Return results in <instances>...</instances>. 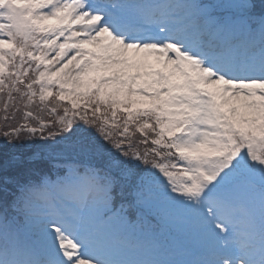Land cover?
Wrapping results in <instances>:
<instances>
[{
	"label": "snow or ice",
	"instance_id": "1",
	"mask_svg": "<svg viewBox=\"0 0 264 264\" xmlns=\"http://www.w3.org/2000/svg\"><path fill=\"white\" fill-rule=\"evenodd\" d=\"M0 264H264V0H0Z\"/></svg>",
	"mask_w": 264,
	"mask_h": 264
}]
</instances>
